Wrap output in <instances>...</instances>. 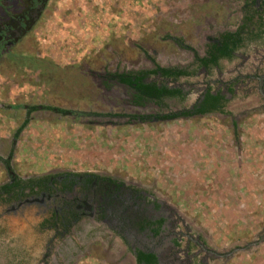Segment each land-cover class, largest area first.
<instances>
[{
	"label": "rangeland",
	"instance_id": "rangeland-1",
	"mask_svg": "<svg viewBox=\"0 0 264 264\" xmlns=\"http://www.w3.org/2000/svg\"><path fill=\"white\" fill-rule=\"evenodd\" d=\"M228 1L235 13L227 17L221 4L210 2L209 16L197 0H47L16 45L0 55V156L10 158L9 167L0 159V185L12 174L26 179L65 168L103 170L158 193L210 248L230 250L264 235V98L257 77L237 75L262 73L264 41L241 46L209 73L197 67L178 80L149 76L189 91L184 103H168L176 111L196 98L205 80L234 83L224 112L138 121L128 115L156 108L135 104L129 86L104 77L151 68L152 59L192 67L193 52L203 53L209 34L239 22L240 2ZM32 104L43 107L28 114ZM87 232L77 224L47 263L113 264L102 232L87 248L80 243ZM30 236L34 241L37 232ZM4 238L0 234V264L35 263L30 249ZM232 253L220 263L264 264V242Z\"/></svg>",
	"mask_w": 264,
	"mask_h": 264
},
{
	"label": "flooded vegetation",
	"instance_id": "flooded-vegetation-1",
	"mask_svg": "<svg viewBox=\"0 0 264 264\" xmlns=\"http://www.w3.org/2000/svg\"><path fill=\"white\" fill-rule=\"evenodd\" d=\"M197 1L206 4V7L210 5V2L221 4L220 8L227 12V17L235 13L229 12V8L233 9L234 6L230 7L228 0ZM238 1L240 2L237 5L239 22L235 27L220 29L212 35L209 34L206 37L203 53L193 52L192 67L171 65L186 70L188 74H180L178 77L163 76L159 70L154 75H160L164 79L178 80L182 77H191L197 67L204 69L206 73H209L208 69L212 67L218 68L222 61L230 60L231 57H219L216 64L201 63L199 57H210L208 50L211 45L215 42L219 45L223 44L225 34L229 31L239 30L241 36L239 44L232 50V57L238 53L241 46L248 44L252 48L257 45V42L264 41V0ZM29 2L27 4L22 0H0V55L8 54L9 50L16 45L20 37L34 23L39 12L44 9L47 0H30ZM234 2L235 0L231 1V3ZM208 10L210 11L208 15L212 16V10L209 7ZM217 12L218 10H215L213 15H217ZM248 21L253 23L249 24ZM244 23L250 27L241 28ZM175 37L179 36L174 35L176 44L187 47V43ZM189 48L192 49L190 45ZM263 66L264 61L261 64L262 68ZM261 71L262 73L258 76L255 73L237 75L247 79L257 77V88L264 98V70ZM105 74L106 79L115 80V78L106 77ZM150 75L144 74L142 80L155 81L158 86L163 83L170 87H177L181 89L182 95L166 97L164 99L166 104L163 105L153 101L135 103L137 105L151 103L156 110L150 114H129L128 117H133L132 119L147 122V118H155L156 115L160 119H169L173 116L164 115L183 110H189L187 115L219 112V110L194 112L196 107L204 103L207 91L214 94L219 92L224 96L226 99L222 106L224 112L228 109L231 94L237 90L234 83L226 86L223 85L226 82L218 79L217 86H214L213 82L205 80L199 84L196 98L176 111L168 103H184L189 96V91L177 84H167L158 79L152 80ZM135 77L136 74L133 73L132 79ZM233 80L238 81L231 79L232 82ZM40 107L43 105L32 104L28 106L27 113L30 114ZM14 177L15 174H12L0 185V234L3 233L5 238L2 241L6 244L7 242L16 243L20 247L26 246L30 249L29 253L36 256L34 264H49L46 261L50 255L49 252L57 249L62 242L61 239L64 240L77 224L88 231L87 234L80 236V243L85 248H87L86 245L94 242L93 239L96 236L93 234L102 232L105 235L102 238L103 247L107 252V260L113 264H221L222 258L225 255L232 256L234 250L247 248L257 241L264 242V235H260L258 239L244 245H236L230 250L221 251L219 248H210L199 232H192L186 222L175 217L170 205L158 193L145 188L140 183L128 181L103 170L65 168L52 171L48 175L28 177L26 178L28 180L20 184H15ZM30 178L32 180H29ZM30 225L33 228H30ZM34 232H37V236L33 241L30 233L34 234ZM72 255L71 250L67 257Z\"/></svg>",
	"mask_w": 264,
	"mask_h": 264
},
{
	"label": "trees",
	"instance_id": "trees-1",
	"mask_svg": "<svg viewBox=\"0 0 264 264\" xmlns=\"http://www.w3.org/2000/svg\"><path fill=\"white\" fill-rule=\"evenodd\" d=\"M249 24L253 23L251 21H248ZM247 26L250 27V25H247L244 23V25L241 26V28H246ZM174 38V36H173ZM177 38V37H175ZM177 39L181 40L183 42V39L178 37ZM241 39V36L239 35V30L236 32H227L225 34V40L224 43L219 45L214 44L211 45L210 49L208 50V53H210V57L207 56H200L201 63L205 64H216L219 57H232V50L239 44ZM189 47V45H186ZM197 55V53H195ZM155 66L152 68H145V69H139V70H129V71H111L106 72V77H112L115 78V80H118L121 83L126 84L132 89V100L134 103H143L144 101H153L157 103L158 105L166 104L164 99L166 97H171L173 95H182L181 89L177 87H170L166 84L157 85L155 81L146 82L142 80V77L144 74H155L157 71L161 70V74L163 76H174L178 77L180 74H188L186 70L178 69L175 65L173 66H164L159 64L158 62L154 61ZM136 74L135 79H132V74ZM127 74V75H124ZM226 99H224V96L217 92L216 94L207 91L204 98V103H201L200 106L196 107L195 111H222V106ZM188 114L189 110H183L181 112H172L165 114L164 116H173L174 114ZM0 159L4 162V164L9 167L10 158L9 156L7 158H3L0 156ZM15 184H20L21 182H24L28 179H24L21 177H18L15 174ZM29 180H32L30 178ZM149 257V256H147ZM148 261V258H146Z\"/></svg>",
	"mask_w": 264,
	"mask_h": 264
},
{
	"label": "water",
	"instance_id": "water-1",
	"mask_svg": "<svg viewBox=\"0 0 264 264\" xmlns=\"http://www.w3.org/2000/svg\"><path fill=\"white\" fill-rule=\"evenodd\" d=\"M263 92V91H262ZM263 94H264V92H263Z\"/></svg>",
	"mask_w": 264,
	"mask_h": 264
}]
</instances>
